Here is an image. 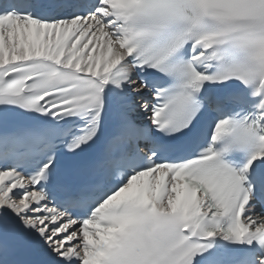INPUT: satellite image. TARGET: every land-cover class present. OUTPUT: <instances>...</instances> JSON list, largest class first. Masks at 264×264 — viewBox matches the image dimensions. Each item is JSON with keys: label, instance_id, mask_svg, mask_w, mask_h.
Instances as JSON below:
<instances>
[{"label": "snow or ice", "instance_id": "snow-or-ice-1", "mask_svg": "<svg viewBox=\"0 0 264 264\" xmlns=\"http://www.w3.org/2000/svg\"><path fill=\"white\" fill-rule=\"evenodd\" d=\"M0 264H264V0H0Z\"/></svg>", "mask_w": 264, "mask_h": 264}]
</instances>
